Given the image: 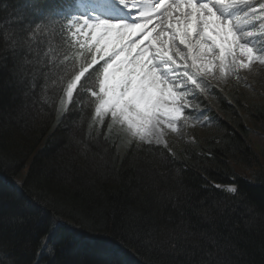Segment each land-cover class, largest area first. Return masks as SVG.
<instances>
[{"label":"trees","instance_id":"1","mask_svg":"<svg viewBox=\"0 0 264 264\" xmlns=\"http://www.w3.org/2000/svg\"><path fill=\"white\" fill-rule=\"evenodd\" d=\"M22 2L0 0L10 5L0 7V33ZM6 81L0 72L4 264H200L205 251L212 264H264V102L247 106L214 90L215 132L170 153L130 146L114 128L108 139L116 147L105 152L76 142L87 139L94 108L84 103L58 124L43 101L25 109ZM230 184L235 196L222 190ZM45 235L48 249L37 256Z\"/></svg>","mask_w":264,"mask_h":264},{"label":"snow or ice","instance_id":"2","mask_svg":"<svg viewBox=\"0 0 264 264\" xmlns=\"http://www.w3.org/2000/svg\"><path fill=\"white\" fill-rule=\"evenodd\" d=\"M7 25L0 72L24 108L43 101L59 124L87 103L94 116L87 139L76 142L105 152L116 147L108 137L118 128L130 146L163 145L171 153L167 131L178 134L204 115H195L200 105L192 100L210 91L207 77L239 79L240 69L264 65V0H23ZM222 190L238 194L236 186ZM48 240L41 238L37 256ZM8 247L0 240V257ZM214 259L205 251L200 264Z\"/></svg>","mask_w":264,"mask_h":264},{"label":"rangeland","instance_id":"3","mask_svg":"<svg viewBox=\"0 0 264 264\" xmlns=\"http://www.w3.org/2000/svg\"><path fill=\"white\" fill-rule=\"evenodd\" d=\"M239 79L236 75H229L226 79H213L207 77L211 89L207 95L197 94L195 99L192 100V104L200 105V112H203V116H200L199 120H189L188 127L180 126L179 133H172L170 130L165 135V140L168 147L176 146L178 143L186 140H192L194 135L204 136L218 130L217 123L212 118L210 112L215 109V99L212 94V90H217L223 96L236 97L244 105H251L264 102V65H260L258 62L253 64L250 69H240L238 72ZM205 97V103L201 105V97ZM239 102V103H240ZM240 103V104H241ZM214 105V106H213ZM199 111L195 115H199ZM207 121V122H206ZM243 123L249 124V120L244 118ZM258 127L264 129V124L259 123ZM164 147L163 145H159ZM233 186L227 185L226 187Z\"/></svg>","mask_w":264,"mask_h":264}]
</instances>
